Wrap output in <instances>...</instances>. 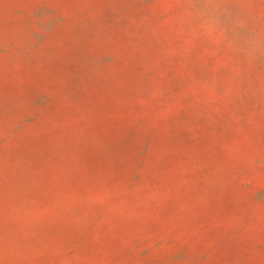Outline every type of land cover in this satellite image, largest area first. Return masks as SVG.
I'll list each match as a JSON object with an SVG mask.
<instances>
[{
	"label": "rangeland",
	"instance_id": "obj_1",
	"mask_svg": "<svg viewBox=\"0 0 264 264\" xmlns=\"http://www.w3.org/2000/svg\"><path fill=\"white\" fill-rule=\"evenodd\" d=\"M0 264H264V0H0Z\"/></svg>",
	"mask_w": 264,
	"mask_h": 264
}]
</instances>
